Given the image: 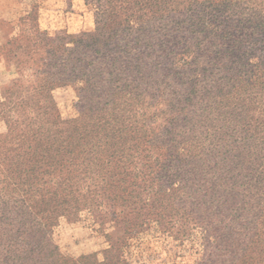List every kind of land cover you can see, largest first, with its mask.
<instances>
[{"label": "trees", "instance_id": "trees-1", "mask_svg": "<svg viewBox=\"0 0 264 264\" xmlns=\"http://www.w3.org/2000/svg\"><path fill=\"white\" fill-rule=\"evenodd\" d=\"M85 1L93 30L51 35L30 3L0 46L22 77L0 101V264H132L150 231L199 234L193 264H264V0ZM82 212L101 257L53 238Z\"/></svg>", "mask_w": 264, "mask_h": 264}, {"label": "rangeland", "instance_id": "rangeland-1", "mask_svg": "<svg viewBox=\"0 0 264 264\" xmlns=\"http://www.w3.org/2000/svg\"><path fill=\"white\" fill-rule=\"evenodd\" d=\"M30 3L38 4V23L51 35L79 34L95 27L94 7L85 0H0V46L18 32L17 19ZM27 74L28 71H25L24 75ZM20 78L16 58L12 54L0 53V101L4 88ZM53 96L63 119L78 116L76 85L57 87L53 90ZM5 131L6 124L0 116V133ZM94 225L86 212L80 213L75 220L60 217L53 229V238L66 254L78 256L98 252L101 257L107 242L103 234L95 230L98 226ZM201 249L199 234L180 245L179 242H172L168 236L150 231L140 241H134L129 258L132 264H193ZM166 250L169 254H166ZM157 258L161 261L156 262Z\"/></svg>", "mask_w": 264, "mask_h": 264}]
</instances>
